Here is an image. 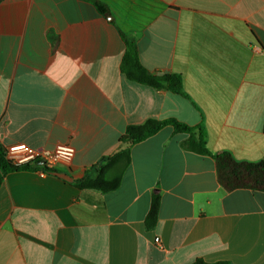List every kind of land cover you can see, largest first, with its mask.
Masks as SVG:
<instances>
[{
    "label": "crops",
    "instance_id": "obj_1",
    "mask_svg": "<svg viewBox=\"0 0 264 264\" xmlns=\"http://www.w3.org/2000/svg\"><path fill=\"white\" fill-rule=\"evenodd\" d=\"M126 41L185 94L127 79ZM150 119L203 126L213 153L264 158V0H0V143L75 149L51 173L4 175L0 264H264V191L227 190L172 125L130 148L116 190L77 188Z\"/></svg>",
    "mask_w": 264,
    "mask_h": 264
},
{
    "label": "trees",
    "instance_id": "obj_2",
    "mask_svg": "<svg viewBox=\"0 0 264 264\" xmlns=\"http://www.w3.org/2000/svg\"><path fill=\"white\" fill-rule=\"evenodd\" d=\"M99 12L107 14V8L99 2L95 3ZM125 40V37L123 36ZM127 51L122 59L121 70L127 79L157 90H166L175 94L184 95L183 80L181 75L174 73H151L141 63L136 47L126 41ZM167 125H172L177 132L189 134L185 148L203 155H210L216 160L218 177L221 184L229 191L236 189H252L264 191V158L257 162L238 161L229 152L213 153L207 145V134L203 126L197 129L179 123L174 119L158 121L150 119L142 125L129 126L121 137V143L126 148L119 150L100 166L95 178L80 180L76 186L81 190H96L107 193L116 190L121 181L122 172L130 161V148L144 139L150 137ZM198 130V134H195ZM40 169L42 166L13 164L6 157V148L0 143V185L6 175L12 171ZM160 206V196L154 195L150 212L146 218V227L154 228ZM192 264H233L229 261L208 263L198 258Z\"/></svg>",
    "mask_w": 264,
    "mask_h": 264
},
{
    "label": "built area",
    "instance_id": "obj_3",
    "mask_svg": "<svg viewBox=\"0 0 264 264\" xmlns=\"http://www.w3.org/2000/svg\"><path fill=\"white\" fill-rule=\"evenodd\" d=\"M74 155L75 149L69 144H59L53 151L31 148L26 144L6 147V157L13 164H38L42 166L39 170L42 174L51 173L61 165H70ZM156 242H159V239H156Z\"/></svg>",
    "mask_w": 264,
    "mask_h": 264
},
{
    "label": "rangeland",
    "instance_id": "obj_4",
    "mask_svg": "<svg viewBox=\"0 0 264 264\" xmlns=\"http://www.w3.org/2000/svg\"><path fill=\"white\" fill-rule=\"evenodd\" d=\"M196 131H197V130H196ZM196 131H195V132H196ZM197 134H198V133H197Z\"/></svg>",
    "mask_w": 264,
    "mask_h": 264
},
{
    "label": "water",
    "instance_id": "obj_5",
    "mask_svg": "<svg viewBox=\"0 0 264 264\" xmlns=\"http://www.w3.org/2000/svg\"><path fill=\"white\" fill-rule=\"evenodd\" d=\"M40 164H42V162Z\"/></svg>",
    "mask_w": 264,
    "mask_h": 264
}]
</instances>
